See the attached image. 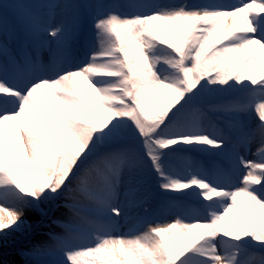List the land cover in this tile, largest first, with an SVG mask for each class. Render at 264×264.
<instances>
[{
  "label": "snow or ice",
  "instance_id": "obj_1",
  "mask_svg": "<svg viewBox=\"0 0 264 264\" xmlns=\"http://www.w3.org/2000/svg\"><path fill=\"white\" fill-rule=\"evenodd\" d=\"M0 264H264V0H0Z\"/></svg>",
  "mask_w": 264,
  "mask_h": 264
},
{
  "label": "rangeland",
  "instance_id": "obj_2",
  "mask_svg": "<svg viewBox=\"0 0 264 264\" xmlns=\"http://www.w3.org/2000/svg\"><path fill=\"white\" fill-rule=\"evenodd\" d=\"M0 251H2V250H0ZM10 259H14V260L17 261V264H20V262H19V257H11Z\"/></svg>",
  "mask_w": 264,
  "mask_h": 264
}]
</instances>
